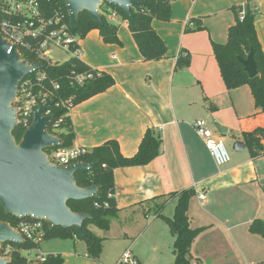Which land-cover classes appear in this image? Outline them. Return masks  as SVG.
Wrapping results in <instances>:
<instances>
[{
	"label": "crops",
	"instance_id": "0c3cea01",
	"mask_svg": "<svg viewBox=\"0 0 264 264\" xmlns=\"http://www.w3.org/2000/svg\"><path fill=\"white\" fill-rule=\"evenodd\" d=\"M248 1L259 13L255 25L264 51V0L173 2L171 21L153 22L168 48L167 57L160 61L143 59L121 19L116 20L121 45L103 43L98 31L81 42L83 63L111 75L115 86L71 110L73 147L90 152L115 140L123 156L130 158L152 129L161 137V152L148 166L115 171L119 215L102 235L125 240L113 261L103 256L99 261L83 260L76 250L78 239L65 240L69 243L64 244V252L43 255H61L65 264H117L130 250L139 264H147L151 255L156 264H173L174 238L168 225L156 217L157 209L164 204L162 214L172 218L176 200L168 201L167 196L194 189L191 227L205 231L191 249L193 263L264 264V239L249 231L255 220L264 221V155L254 159L247 147L233 150L236 142L245 145L243 133L264 128V113L255 107L248 86L226 88L212 47L227 43L235 25L232 8ZM191 20H200L203 29L186 32ZM186 55L190 65L177 68L178 58ZM198 120H210L212 125L215 121L227 129L225 137L214 128V134L232 147L226 166H216L196 134Z\"/></svg>",
	"mask_w": 264,
	"mask_h": 264
},
{
	"label": "trees",
	"instance_id": "16d2710c",
	"mask_svg": "<svg viewBox=\"0 0 264 264\" xmlns=\"http://www.w3.org/2000/svg\"><path fill=\"white\" fill-rule=\"evenodd\" d=\"M142 4L135 5L131 9L132 18L126 16L119 8L104 4L100 8L102 24H96L88 12H83L77 22L76 35L84 40L91 32L98 31L103 43L107 45L121 42L118 37L119 25L114 24L109 15L116 12L123 23L132 34L135 43L146 62L160 61L167 57L168 48L165 41L153 28L154 21L168 23L172 18V3L177 0H141ZM47 9L54 12L61 10L66 22L70 23V16L64 0H49ZM235 16V25L229 30L226 44L213 43V52L219 66L221 76L226 88L231 91L248 86L251 90L255 107L264 113V51L259 41L256 30V19L259 15L255 6L248 1L245 5L232 8ZM194 28L187 27L186 32H196L203 29L200 20H191ZM251 50H254V60L257 65L258 75L251 79L239 63L238 58L246 59ZM27 61V60H25ZM29 63V62H28ZM30 65V64H29ZM177 68L190 65L189 56H180ZM48 80L45 86L50 90L52 83L59 85V90L52 94L51 114L54 116L53 125L48 132L57 136L63 142V146L46 150L51 154L59 149H68L74 146L75 133L73 130L70 112L79 104L103 94L115 86L114 78L101 71H97L85 63L70 59L61 65L45 66ZM76 75H93L92 79L86 80L79 85L75 82ZM57 125V127H54ZM25 130L18 126L13 132L17 143H20ZM242 139L252 158L256 159L264 155V128H258L253 132L242 134ZM162 140L154 130H147L138 152L133 157H125L121 153L117 141H108L105 144L92 149L81 158L82 162L96 163L89 172H77L75 179L79 188L100 186L98 195L83 201H70L68 206L72 212L86 214L90 219L83 224V236L77 234L75 227L70 229L50 228L46 221L44 224V236L38 243L26 240L22 245L11 244L14 248L10 256L9 264H65L61 255H47L45 262L29 263L22 254L24 251L37 250L43 241L49 240H82L86 244L87 258L99 261L103 253L104 238L94 234L90 227H96L103 232L111 228L113 220L119 215V208L115 198V171L117 169L145 167L160 156ZM197 196L194 189L184 190L168 195V201L176 200L174 216L165 217L162 214L164 204L157 209L156 217L162 219L169 227L174 238L173 264H194L191 257V249L205 228L193 229L190 222V206L192 200ZM0 222L9 223L15 230L21 224L35 222L34 219H18L7 215L0 204ZM253 235L264 239V221L255 220L249 229ZM2 247H5L3 244ZM2 249V248H1ZM3 258V251L1 250ZM195 264H202L196 262Z\"/></svg>",
	"mask_w": 264,
	"mask_h": 264
},
{
	"label": "water",
	"instance_id": "95a60500",
	"mask_svg": "<svg viewBox=\"0 0 264 264\" xmlns=\"http://www.w3.org/2000/svg\"><path fill=\"white\" fill-rule=\"evenodd\" d=\"M70 16V26L77 31V22L83 12H88L93 21L101 25L100 8L106 3L119 8L132 18L131 9L142 4L141 0H64ZM2 0H0L1 7ZM11 53L9 54V51ZM244 71L253 79L258 75L254 50L246 59L238 58ZM43 65L30 66L24 61L17 48L11 49L0 34V204L7 215L18 219L31 218L46 221L50 228L65 230L75 227L83 236V224L89 215L74 213L68 206L70 201L95 198L100 186L79 188L77 172H89L96 163L78 162L70 166H58L50 162L46 150L63 146L57 136L49 134L54 116H44L53 103L39 107L34 114L32 125L25 131L20 143L13 132L18 127V110L14 107L18 87L29 74ZM217 133L227 136V129L213 122ZM245 145L236 142L233 150L242 151ZM24 237L9 223L0 222V254L3 244L22 245ZM8 258L0 255V264H9Z\"/></svg>",
	"mask_w": 264,
	"mask_h": 264
},
{
	"label": "built area",
	"instance_id": "2783aa9c",
	"mask_svg": "<svg viewBox=\"0 0 264 264\" xmlns=\"http://www.w3.org/2000/svg\"><path fill=\"white\" fill-rule=\"evenodd\" d=\"M48 2L49 0H2L0 7V34L3 40L11 49L16 47L22 59L27 60L30 66H44L29 74L18 87L14 107L18 110V126L25 131L32 125L35 111L50 103L52 94L60 88L55 83L50 85V90L45 86L48 80L45 66L61 65L54 63L52 54L55 51L63 53L68 56L67 61L75 59L83 62L84 57L82 39L72 31L70 23L66 22L61 10L52 12L47 9ZM118 18L116 12H111L109 15L111 21H116ZM188 27H194V24L189 22ZM93 77V75H76L74 80L81 85ZM50 109L51 107L44 116L52 115ZM194 128L196 134L204 141L216 166L223 167L229 164L231 158L223 138L217 137L205 120H198ZM88 153L89 151L85 149L72 147L54 151L48 154V158L51 163L58 166H70L81 162V158ZM200 199L204 201L205 196L201 194ZM17 231L25 241L34 243H38L45 234L43 222L37 220L21 224ZM4 245L5 247H1L3 258L9 259L14 248L9 243ZM22 254L29 263L45 262L47 259V255L43 254L33 258L32 251H24ZM117 264H139V262L130 250H126Z\"/></svg>",
	"mask_w": 264,
	"mask_h": 264
},
{
	"label": "rangeland",
	"instance_id": "374dc122",
	"mask_svg": "<svg viewBox=\"0 0 264 264\" xmlns=\"http://www.w3.org/2000/svg\"><path fill=\"white\" fill-rule=\"evenodd\" d=\"M118 19H120V18H118ZM112 22L114 24H116V25H119L116 21H112ZM85 39H84V42L86 41ZM52 58H53L54 63L62 64V63H64V62L67 61L68 56L67 55H64L63 53H59L58 51H55L52 54ZM206 122L208 123L210 129L213 130V132H214V127L212 125V121L207 120ZM223 140H224V143H225V147H226L229 155L231 156L232 147H230V143H229V141L227 139H223ZM90 229H91V231L94 234H96L97 236L103 238L102 235L105 234V232H103V231H101L98 228L93 227V226H91ZM110 230H111V228H110ZM115 233H116V235H118V230H116ZM111 237H113V236H111ZM123 241H125V240H123ZM123 241L118 240V239L113 240L112 238H110V239L109 238L104 239L102 256L106 260L113 261L117 257V255H119V252L122 250V247L124 245V242ZM66 242L69 243V241H65V240H63V241H60V240L43 241L40 244L39 249L32 251V257L35 258L37 255H41L42 253L52 254V253H56V252H58V253L59 252H64V251L67 250V246L64 245V244H66ZM59 244H63V245H59ZM77 244L78 245H77L76 250H77L78 255L83 260L87 259V255H86L87 249H86L85 242L82 241V240H78V243ZM147 264H156V257L154 255L149 256Z\"/></svg>",
	"mask_w": 264,
	"mask_h": 264
}]
</instances>
